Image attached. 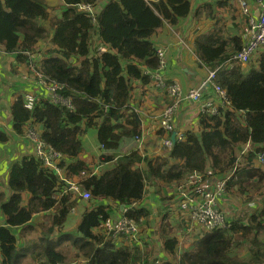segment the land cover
I'll use <instances>...</instances> for the list:
<instances>
[{"label": "trees", "instance_id": "1", "mask_svg": "<svg viewBox=\"0 0 264 264\" xmlns=\"http://www.w3.org/2000/svg\"><path fill=\"white\" fill-rule=\"evenodd\" d=\"M61 1V16L56 17L54 8L49 11L48 0H0V48L16 53L19 62L31 64L34 57L28 53L38 54L39 42L49 38L55 46L35 61L36 69L48 80L63 85L61 93L72 100V107L54 102L42 89L41 95L33 94L32 108L26 107L28 92H21L9 109L15 133L29 139L24 127L40 125V140L73 159L69 166L58 162L60 170L66 167L69 176H75L88 170L89 165L79 155L82 135L89 128L97 129L98 144L105 150L101 163L112 161L125 140H135L140 135V118L134 111L128 112L127 106L134 85L151 81L146 70L159 67L158 46L152 37L165 23L176 25L187 18L192 0ZM89 5L93 11L81 8ZM241 44L240 38L226 39L218 31L196 38L201 62L210 70L218 69L215 82L226 91L230 105L220 107L216 114H201L200 131H187L166 154L146 158L148 174L138 167L143 157L132 149L121 153L113 167L80 181L81 190L92 195L89 200L74 199L72 193L56 200L53 194L69 178L60 179L36 153L11 162L5 191L0 193V210L7 223L0 225L1 264H28L32 257L39 260L38 264L64 263L67 255L62 242L68 240H72L70 246L78 248L86 264L148 262L141 251L118 246L112 235L106 237L96 231L113 213L112 205L105 201L139 204L147 181L178 186L188 181L193 172L208 170L221 177L232 173L226 191L233 187L240 194L257 191L262 206L236 216L230 220L229 228L206 231L184 246L175 233L167 230L173 226L168 212L170 216H164L159 232L168 257L162 256L160 264H264V170L253 164L258 153L264 152V50L248 71L239 63L229 70L222 69ZM101 46L108 51L100 52ZM122 118L127 125L119 124ZM9 138L0 131L1 143ZM248 142L252 149L247 153V163L237 164L238 152ZM77 206L82 208L79 220L72 212ZM40 212L49 216L48 222L42 224L46 237L37 243L40 249L21 247V236L34 228V216ZM126 215L143 223L150 210L131 207ZM175 220L184 231L185 222ZM75 222L76 228L69 230ZM53 232H57L56 239H49ZM242 244L246 245V255L234 251Z\"/></svg>", "mask_w": 264, "mask_h": 264}, {"label": "crops", "instance_id": "2", "mask_svg": "<svg viewBox=\"0 0 264 264\" xmlns=\"http://www.w3.org/2000/svg\"><path fill=\"white\" fill-rule=\"evenodd\" d=\"M50 0H48L49 2ZM58 6H52L54 8L53 16L60 17L62 12V5L64 4L61 0H55ZM250 8L255 16L258 15V7L255 0H248ZM58 9V10H57ZM49 11L51 12V4L49 3ZM248 24V16L242 11L239 6L238 0H192V10L187 18L180 20L176 25H170L165 23L152 37L153 41L158 47H163L166 49V67L163 70V76L167 82H178L181 84L183 92L201 86L209 72L211 71L204 65L198 53L196 51V38L202 37L204 34H208L213 31H218L226 39L232 37H238L241 39V43H244L243 31ZM215 33V32H214ZM98 38V36H97ZM241 44V45H242ZM54 47L49 38L36 45L38 54L28 53L29 57H34L31 64L25 62H19L16 53H7L2 48H0V131H4L9 135V140L5 143L0 142V193L5 191V185L9 177V167L11 162L24 155H34L35 152V142L31 139L23 137L14 131V123L12 120V115L10 112V104L13 103L21 92H32L37 96L41 95L42 89L45 90L44 86L37 79L36 62L44 57V54L51 48ZM264 49L258 51L254 57ZM234 52V51H231ZM253 57V58H254ZM252 58V59H253ZM256 59L250 61L246 64H242V68L248 71L254 64ZM234 66L232 58H230L224 65L222 69L229 70ZM210 86H204L205 98L202 101L194 102L190 99H183L175 112V133L176 139L179 134L185 133L187 131H200V116L202 114V102L208 97L214 98L216 104L218 100L216 95L211 91ZM206 89V90H205ZM46 91V90H45ZM48 92H46L47 94ZM209 98V99H211ZM174 101V97L168 94L164 89L159 88L156 83L152 80L147 84L137 82L134 85V90L131 94L130 102L127 106L128 112L134 111L138 114L141 121V133L139 136L142 137L143 142L138 143L136 140H125L120 146L119 152L114 153L115 157L112 161L106 163L103 162L101 165L98 160L104 155L105 150L102 145L98 144L97 141V129H96V146L93 153L88 152V155H79V159L85 161L89 164L88 171L98 172L105 168V165L113 164L117 162V157L121 153H127L132 149L137 150L143 157V161L138 165L142 171L147 173V161L146 158H153L159 155L166 154V150L170 149L174 142L172 141V133H167L161 126V117L163 111L168 105H171ZM120 125H127L126 120L122 118L119 122ZM25 132L33 129L38 134L41 133V127L38 124H27L24 127ZM169 138L172 141L171 146L164 144V139ZM250 142L242 145L241 150L238 152L239 161L241 165L247 163V153L252 149ZM83 151V150H82ZM91 156V157H90ZM95 160L94 162H92ZM62 163L69 166L73 163V159L64 156ZM94 163L96 168L92 165ZM253 164L255 167L264 170V162L260 161L258 158L254 159ZM60 175V179L69 178V181L80 182L85 176H82L81 172L79 174L69 176L66 167H62L60 172H55ZM148 174V173H147ZM216 175V174H215ZM232 173L225 176H219L218 174L212 178V182L217 179L226 178L231 179ZM68 180V179H66ZM172 184V183H171ZM176 187V186H175ZM173 185V189L175 188ZM179 187V185L177 186ZM237 190L236 187L227 190L225 198L223 197L220 204L223 201H228L230 199L231 191ZM176 192V191H174ZM171 195V196H170ZM255 199H249L248 194H238L237 197L240 198V203L235 204L233 202L232 206H225L229 214L228 220H233L232 213L236 214L240 212L244 207H248L249 211L258 209L262 206L261 195L255 194ZM73 198H79L72 195ZM167 196H170L167 198ZM178 195L169 192L168 183L163 181H154L153 183L146 182V193L139 204L127 205L125 203L117 204L115 201L107 200L105 203L111 204L113 207V213L111 216L112 222H116L131 207H146L150 210V215L145 222L139 223L140 232L137 237L133 238L130 235H116L112 236L118 246H127L133 250L141 251L143 257L151 260L155 259L154 264H160L163 259L162 256H166L163 251L162 239L160 234H156L158 231L156 227L153 228L151 225L147 224V220H151V217H158L161 213V222H163L164 216L173 211V217H171L170 223L173 224V219H177L178 211ZM249 200L247 202L242 199ZM28 196H25V202ZM81 200H85L80 198ZM261 203V204H260ZM230 207V208H229ZM124 208H127L124 210ZM234 209L232 212L231 210ZM167 212V213H166ZM77 213L76 219H80L82 214V208L75 207V212ZM245 214V213H244ZM48 214L40 212V214H35L33 223L34 228L29 232L24 231L21 236L20 246L23 248H32L39 250L37 243H39L41 237H46L45 231L42 234L44 226L43 223L48 222ZM178 219L179 218L178 215ZM182 221V220H181ZM0 225L6 226V218L0 210ZM77 226L75 222L74 230ZM22 230L19 229V233ZM97 232L105 234L106 237L109 233L104 229L102 225L101 229H97ZM160 232V231H159ZM57 232H53L49 235V239H56ZM56 234V235H55ZM111 235V234H110ZM139 237L140 241H133ZM72 240L62 242L65 245V250L67 246H70ZM78 249V248H74ZM78 251V250H77ZM66 252V251H65ZM33 258V257H32ZM29 261L28 264H38L39 260ZM82 259V256H78V259ZM164 260V259H163ZM82 261L87 262L85 259ZM158 261V263H157ZM2 263V252L0 249V264ZM64 263L58 264H65ZM75 263V262H74Z\"/></svg>", "mask_w": 264, "mask_h": 264}, {"label": "built area", "instance_id": "3", "mask_svg": "<svg viewBox=\"0 0 264 264\" xmlns=\"http://www.w3.org/2000/svg\"><path fill=\"white\" fill-rule=\"evenodd\" d=\"M258 7V15L255 16L250 8L248 0H238L239 6L242 11L248 16V24L243 31L244 43L239 49L240 55H234L232 62L239 64H246L252 60L254 55L264 49V0H255ZM83 10L93 11L92 6H81ZM100 52L108 50L106 47L101 46ZM157 55L159 58V67L157 70L146 72L150 74L151 81L153 80L156 85L164 89L168 94L174 97V101L171 105H168L163 111L161 117V126L167 132H174L176 129L175 125V112L178 109L183 99H190L194 102L202 101L205 98L204 86H211L212 92L216 95L218 104L214 98L208 97L202 102V114H216L220 107L230 105L227 102L226 91L215 82L218 69L211 70L207 76L205 82L195 87L187 93L183 92L182 86L178 82H167L163 76V70L166 67V49L158 47ZM231 65L230 67H232ZM37 79L47 90L48 94L54 102H59L67 107H72V100L68 97L63 96L61 93L63 85L59 84L54 80H48L43 73L37 72ZM211 98V99H209ZM35 97L33 93L29 92L26 94V107L32 108L34 106ZM107 108V106H106ZM29 139L35 142L34 152L41 158L46 166L53 169L54 172H60L58 162L62 161L64 155L55 151L50 145H47L43 140H40L39 134L35 132L29 133ZM184 137L183 133L179 134L176 140H181ZM135 140L138 143L143 142L142 137L137 135ZM164 144L171 146L172 141L167 138L164 139ZM257 158L264 162V152L258 153ZM239 162V157L237 164ZM82 176L89 174H96L94 172H81ZM217 175V174H216ZM215 173L212 170H208L207 173L193 172L189 180L179 185L178 189L180 192L179 205L177 211L179 212V218L185 221V232L188 231V223H197L203 227L206 231H212L218 228H229L231 226L230 220L226 218L218 209V204L226 194L227 181L229 177L217 179L212 182ZM66 185L57 193L53 194V198L58 200L62 195L72 193L79 198L89 200L92 195L89 191H82L80 182H72L66 180ZM213 187L208 188L209 185ZM225 193V194H224ZM224 194V195H223ZM72 212H75V207L72 208ZM104 229L112 236L116 235H130L135 238L140 232L139 222L129 217H121L116 222H112V219L106 220L103 224ZM155 259H151L148 262L142 261L141 264H154ZM158 262V261H157Z\"/></svg>", "mask_w": 264, "mask_h": 264}, {"label": "rangeland", "instance_id": "4", "mask_svg": "<svg viewBox=\"0 0 264 264\" xmlns=\"http://www.w3.org/2000/svg\"><path fill=\"white\" fill-rule=\"evenodd\" d=\"M49 3L51 4V7L52 6H56V8L58 7V6H60V5H58L57 4V2L55 1V0H50L49 1ZM58 10V9H57ZM108 50H106V51H104V52H107ZM257 58H258V56H256V57H254L252 60H255L256 59V61H257ZM251 60V61H252ZM251 61H250V64H251ZM247 65V64H246ZM242 66H244V65H242ZM183 135H185V133H183ZM184 138V137H183ZM82 154H85V155H87V156H89L88 155V152H90V153H93L94 151H95V146H96V129L95 128H89L86 132H85V134H83L82 135ZM91 157V156H90ZM95 160H93L92 162H94ZM99 161V163H97V165H101V160H98ZM88 164V163H87ZM89 165V164H88ZM92 165L96 168V165L94 164V163H92ZM105 167H108V168H111V167H113V164H109V165H105ZM93 170V169H92ZM91 170V171H92ZM263 170V169H262ZM86 172H91V171H88V170H85ZM101 171H98V172H96V174H98V173H100ZM173 185H174V189H173ZM211 187H213V185L211 184V185H209L208 186V188H211ZM168 188H169V192L170 193H173V194H177V195H179L180 194V192H182V191H179V189H178V187H177V184L176 183H172V184H168ZM263 188H264V183H263ZM261 189V191H263L264 189ZM238 190V189H237ZM233 190V191H231V194H230V199L228 200V201H223V203L222 204H220V202H219V204H218V209H219V211L224 215V216H226V218L227 217H229V214H228V212H230V211H227L226 210V208H225V206H232V204H233V202L235 203V204H238V203H240V198L239 197H237V195L239 194L240 195V191L238 190ZM174 191H176V192H174ZM259 191V190H258ZM257 191H254V192H251L252 194L251 195H249V198L251 197V199H255L256 197V195H255V193H256ZM258 193V192H257ZM256 193V194H257ZM225 194V193H224ZM223 194V195H224ZM226 194H227V191H226ZM225 194V195H226ZM243 194V193H242ZM225 195H224V198H225ZM171 196V195H170ZM170 196H167V198H169ZM253 196V197H252ZM242 199V198H241ZM243 201H245V202H247V201H249V200H245V199H242ZM261 201V200H260ZM261 204V203H260ZM230 208V207H229ZM232 212L234 211V209H232L231 210ZM254 210H251V211H249V208L248 207H244L240 212H237L236 214H234V213H232V217H236V216H239V215H244V213H246V212H253ZM167 213V212H166ZM171 214V217L173 216V211H171L170 212ZM177 214V218H178V215H179V212L178 213H176ZM161 213L158 215V217H151L152 219L151 220H147V224L148 225H151L153 228H155L156 227V230L158 231L156 234H158L159 233V231H161L160 230V228H161ZM75 218L77 217V213L76 214H74L73 215ZM180 222H181V220H180ZM182 222H185V221H182ZM177 223H179L177 220H175V219H173V226H172V228L171 227H168L167 228V226H166V228H167V230H169V231H171L172 233H175L177 236H178V238H179V240H181V241H184V244L185 245H187V243L188 242H190V241H194V240H196V239H198V237H200L204 232H206V230L205 229H203V227L201 226V225H199V224H197V223H188L187 224V227H188V231L187 232H185V230L184 231H180V227H179V225L177 224ZM186 224V223H185ZM183 225V224H182ZM69 230H72V228H69ZM245 242V241H244ZM243 242V243H244ZM184 244H183V246H184ZM78 250V249H77ZM76 249H74L73 247H71V246H67V248H66V255H67V258H66V261H67V263H65V264H86V262L85 261H82V259H85L84 257H82V259H79L78 261H77V259H78V256H79V254H78V252H79V250L77 251ZM235 252H240L241 253V255H246V254H248V251H247V248H246V245L245 244H242V246H237L236 247V250H234ZM78 254V255H77ZM75 262V263H74Z\"/></svg>", "mask_w": 264, "mask_h": 264}, {"label": "bare ground", "instance_id": "5", "mask_svg": "<svg viewBox=\"0 0 264 264\" xmlns=\"http://www.w3.org/2000/svg\"><path fill=\"white\" fill-rule=\"evenodd\" d=\"M236 56H239L240 55V51L238 50L237 53L235 54ZM227 102H230L228 99H227ZM32 132H35L36 134H38L36 131H34L33 129L31 131H29V133L31 134ZM180 198V195L178 196ZM179 198H178V205H179ZM127 209V208H124V210ZM123 217H127L126 214L123 215ZM173 217V216H172ZM140 241L139 237L133 241ZM184 243V241H181L180 240V244L182 245ZM181 250V249H180ZM158 263V262H157Z\"/></svg>", "mask_w": 264, "mask_h": 264}, {"label": "water", "instance_id": "6", "mask_svg": "<svg viewBox=\"0 0 264 264\" xmlns=\"http://www.w3.org/2000/svg\"><path fill=\"white\" fill-rule=\"evenodd\" d=\"M171 138H172V141L175 143L176 142V133L175 132L172 133V137Z\"/></svg>", "mask_w": 264, "mask_h": 264}]
</instances>
